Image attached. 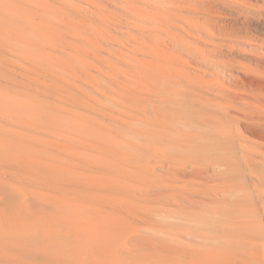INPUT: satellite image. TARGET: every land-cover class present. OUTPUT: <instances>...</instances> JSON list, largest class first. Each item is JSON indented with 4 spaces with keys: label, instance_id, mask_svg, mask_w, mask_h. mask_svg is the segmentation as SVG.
I'll use <instances>...</instances> for the list:
<instances>
[{
    "label": "rangeland",
    "instance_id": "obj_1",
    "mask_svg": "<svg viewBox=\"0 0 264 264\" xmlns=\"http://www.w3.org/2000/svg\"><path fill=\"white\" fill-rule=\"evenodd\" d=\"M176 75L216 90L190 97L236 129L231 155L208 162L160 110ZM20 153L90 183L47 203V180L19 184L74 262L264 264V0H0V158Z\"/></svg>",
    "mask_w": 264,
    "mask_h": 264
},
{
    "label": "bare ground",
    "instance_id": "obj_2",
    "mask_svg": "<svg viewBox=\"0 0 264 264\" xmlns=\"http://www.w3.org/2000/svg\"><path fill=\"white\" fill-rule=\"evenodd\" d=\"M203 57H205V55ZM211 64L219 66L220 62L212 60ZM197 78H199V76ZM173 83L171 88L178 87L177 94L179 97L172 99L170 105H163L160 110L167 113L169 116L175 115L177 117L176 122L181 129L183 128V131L185 130V133H183L184 136H191L193 133H197L199 139L196 140V143L199 146V150L202 151L201 156L207 157L209 160L208 162H216L225 155H231L230 153L235 146L234 142L238 140L235 138L236 133H233L236 129H227L223 132L206 126V122L210 121L211 116H215L214 112L216 111L203 106L202 103H197L190 97L192 94H196L199 98L206 96L202 93L205 90L204 86L200 82L194 80L192 76L182 78L176 75L173 79ZM209 91L213 93L216 90L213 88L205 90V92L208 93ZM231 111H233V109ZM202 114L205 116L201 117ZM230 114L234 113L230 112L229 109L222 117L223 123L229 122ZM245 118L248 120L250 117L246 114ZM243 124L246 129H250L253 133L260 132L252 127L248 121ZM191 128L194 131L190 130ZM181 131L182 130H178V133H181ZM83 133V129L78 131L80 135ZM238 141L240 142V140ZM79 143L84 147H89L90 145H92L90 147H94L93 144L88 142L79 140ZM51 146L53 147H49L45 151L44 154L46 156L55 157L65 162L69 161L71 158H79L90 164L94 162L91 156L86 152L80 151L74 153L70 151L68 147L62 145L52 144ZM26 149L32 150L29 147H26ZM59 154L64 157H58ZM232 156L233 160L237 159L236 155ZM212 157H215V159L213 160ZM35 165L39 164L35 163L28 154L24 153L14 155L11 158L8 157V159L0 158V264H88L87 261L74 262L73 259L69 258L71 255L67 253V251L63 250V252L60 253L58 251L59 249H57L54 244L46 246L48 241L53 243V241L57 239L65 238L67 229L61 222L56 223L53 220H49L47 216L44 215V211L36 203L38 199L36 193L29 188L26 189L21 187L19 184L34 185L39 178L47 180L52 186L49 187L47 189L49 191H45L41 197L42 202L47 203L60 199L61 196L65 194L64 192L68 191L71 194L77 193V188L74 186L77 182H80L81 185H89L90 183L83 180V177H76L74 180L62 178L58 173L52 171L61 169L55 165L51 167L47 166L46 171L42 168H36ZM79 196L77 200L84 202L82 199L83 197L80 198L81 196ZM6 197H9L10 200H7ZM173 218L181 219L179 216ZM55 224L57 226L55 230L57 233L56 236L53 235L55 231L51 232L48 229L49 225L53 226ZM71 231L73 234L74 230ZM69 234L71 235V233H68V235ZM119 237L124 240L122 233H119ZM68 246L64 248L67 249ZM52 253L54 255L53 258H49ZM57 254H62V261H60L61 258H59ZM152 264H163V262L159 258H155Z\"/></svg>",
    "mask_w": 264,
    "mask_h": 264
}]
</instances>
